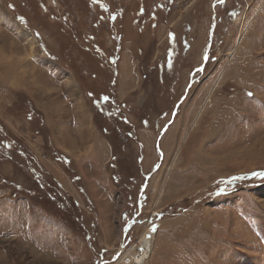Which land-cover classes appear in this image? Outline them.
<instances>
[{
  "label": "rangeland",
  "instance_id": "374dc122",
  "mask_svg": "<svg viewBox=\"0 0 264 264\" xmlns=\"http://www.w3.org/2000/svg\"><path fill=\"white\" fill-rule=\"evenodd\" d=\"M174 1L141 35L104 15L90 60L73 39L86 10L0 0V125L60 185L40 186L24 153L0 164V264H121L144 248L143 264H264V0ZM23 84L46 90L55 121L87 103L113 157L61 166Z\"/></svg>",
  "mask_w": 264,
  "mask_h": 264
},
{
  "label": "trees",
  "instance_id": "16d2710c",
  "mask_svg": "<svg viewBox=\"0 0 264 264\" xmlns=\"http://www.w3.org/2000/svg\"><path fill=\"white\" fill-rule=\"evenodd\" d=\"M61 2V6H67L71 7V9L76 8L78 12H82L86 10V15H82V24L83 28H74V36L73 39L75 43L78 44H85L86 41L88 43V46L91 47V49L83 50L82 48H79V51H77L80 56L84 59L94 60L95 55L92 52L93 47L96 46L95 42L97 41V37L100 35V31L97 30L95 25L98 23L97 20H100L101 23L106 22L107 27L109 28L114 24L113 21H111V18L108 16L104 17V15H112L117 23V26L120 25H133L137 29L136 32L141 35L143 30V27L147 26H154V23L159 18V15L162 14L166 9V6L164 3V0H106V4L103 2L100 4V9H86L88 5L85 4V0H69L68 3L64 0H59V3ZM67 3V4H66ZM81 13V14H82ZM59 17H67V15L63 14L58 15ZM129 17L124 23H119L118 20H122L121 18ZM78 17H80L78 15ZM86 19V24H85ZM104 24V23H103ZM104 32H107L106 27L103 28ZM111 32H114L112 29ZM98 46V45H97ZM29 99V98H28ZM30 100V99H29ZM30 111V112H29ZM29 113H26L27 119H29L31 122H33V116H31L32 108H29ZM37 116V122L39 125H43L42 128H44L42 115L34 110ZM33 111V112H34ZM34 123V122H33ZM38 132V131H37ZM39 134L43 135L44 140L42 139V145L45 151L51 156L53 152H57L50 141V138L47 137V135L44 134V131H39ZM128 137H131L128 134ZM108 139V138H107ZM11 145V146H10ZM112 145V151L116 150V147ZM16 153V156H13V154ZM24 153L28 158H30L32 164L29 167L30 174L32 178L40 184V186H43L46 189L51 190L52 193L56 189H60L58 181L52 177L48 171H46L44 165L41 161L37 159V156L33 155L31 151L26 149L24 145L18 142L15 139L9 138V132L3 131V127L0 125V164L4 161H9L14 164V166H17V168L23 167V163H20L18 160V155H22ZM58 154V153H57ZM23 156V155H22ZM25 157V156H24ZM113 157V156H112ZM47 176L49 179H47V183L44 181V179L41 178L40 175ZM49 175V176H48ZM1 187V186H0ZM10 187V186H9ZM14 196L17 195L16 193H12ZM27 196V195H26ZM35 203V202H34Z\"/></svg>",
  "mask_w": 264,
  "mask_h": 264
},
{
  "label": "crops",
  "instance_id": "0c3cea01",
  "mask_svg": "<svg viewBox=\"0 0 264 264\" xmlns=\"http://www.w3.org/2000/svg\"><path fill=\"white\" fill-rule=\"evenodd\" d=\"M22 90L24 94H26L32 101L33 106L38 111H40L43 122L46 128L49 130V138L52 146L57 151V153L61 155L58 159L56 158L60 161L61 166L65 167L66 163L70 164L71 162H73L74 164H76V161L81 162L85 160V158H87V155H90L92 151H95V154H101L102 157H105V155L107 154L109 156L106 160L111 159L113 152L112 145L109 140L104 137V135L100 133L98 128L95 126L94 117L93 114H91L93 112L87 109L86 100H84V102L86 103L85 105L79 104L77 105V107H73L70 112H67L68 109H65L61 117H59L55 121V118H51L47 114L46 108L42 106L40 104V101L38 100L42 96L46 97L45 89H33L27 84H23ZM50 122L58 123L57 127L55 129H51L48 126V123ZM68 122L70 123L68 124ZM59 123H61L63 127L59 125ZM37 138L39 141L38 136ZM40 161L45 167V163H47L49 159L47 157L44 160L40 159Z\"/></svg>",
  "mask_w": 264,
  "mask_h": 264
},
{
  "label": "built area",
  "instance_id": "2783aa9c",
  "mask_svg": "<svg viewBox=\"0 0 264 264\" xmlns=\"http://www.w3.org/2000/svg\"><path fill=\"white\" fill-rule=\"evenodd\" d=\"M173 3H177L178 4V1L176 0ZM26 141L27 142H30L29 145L31 147H37L39 149V152L41 153V149L39 147L40 144H39L38 138L36 136H32L31 138L27 139ZM38 157L41 160H44V159L47 158V156L45 155V153L39 155ZM128 256H130V255H127V256H124V257L121 258V264H131L132 263L133 259L132 258L130 259Z\"/></svg>",
  "mask_w": 264,
  "mask_h": 264
},
{
  "label": "bare ground",
  "instance_id": "6f19581e",
  "mask_svg": "<svg viewBox=\"0 0 264 264\" xmlns=\"http://www.w3.org/2000/svg\"><path fill=\"white\" fill-rule=\"evenodd\" d=\"M242 20V17L240 18V22ZM243 24V23H242ZM239 26V25H238ZM241 74V73H240ZM239 74V75H240ZM243 79V78H241ZM250 85V83L248 84V86ZM151 233H147L144 232V236H150ZM133 261L131 264H143L145 262L146 259H148L147 253H146V248H144V250H138L135 255L132 257Z\"/></svg>",
  "mask_w": 264,
  "mask_h": 264
},
{
  "label": "water",
  "instance_id": "95a60500",
  "mask_svg": "<svg viewBox=\"0 0 264 264\" xmlns=\"http://www.w3.org/2000/svg\"><path fill=\"white\" fill-rule=\"evenodd\" d=\"M213 4H214V3H213ZM213 21H214V20H213ZM212 31H213V28L211 29L210 34H209V39H208V43H207V46H208V47L210 46V42H211V33H212ZM205 55H206V54H205ZM205 55H204V57H205ZM204 61H205V58H204ZM174 112H175V111H174ZM173 114H174V113H173ZM149 175H150V174L145 175V182L143 183V185L141 186V189H140L141 192L144 190V188H145V186H146V181H147ZM140 195H141V194H140Z\"/></svg>",
  "mask_w": 264,
  "mask_h": 264
},
{
  "label": "snow or ice",
  "instance_id": "6c2138e0",
  "mask_svg": "<svg viewBox=\"0 0 264 264\" xmlns=\"http://www.w3.org/2000/svg\"><path fill=\"white\" fill-rule=\"evenodd\" d=\"M218 2L219 3H223L224 2V0H218ZM205 59H207L208 57H207V55H205V57H204ZM261 175H264V173H262Z\"/></svg>",
  "mask_w": 264,
  "mask_h": 264
}]
</instances>
